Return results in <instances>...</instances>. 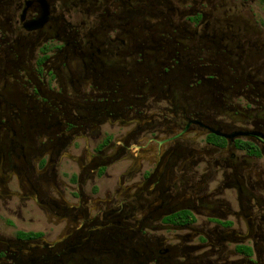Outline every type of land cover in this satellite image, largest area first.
<instances>
[{
  "label": "flooded vegetation",
  "instance_id": "af4514ba",
  "mask_svg": "<svg viewBox=\"0 0 264 264\" xmlns=\"http://www.w3.org/2000/svg\"><path fill=\"white\" fill-rule=\"evenodd\" d=\"M0 264H264V0H0Z\"/></svg>",
  "mask_w": 264,
  "mask_h": 264
}]
</instances>
